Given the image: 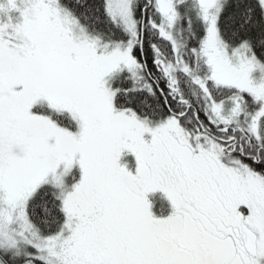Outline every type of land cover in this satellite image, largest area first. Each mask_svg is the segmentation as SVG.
<instances>
[{
    "label": "snow or ice",
    "instance_id": "obj_1",
    "mask_svg": "<svg viewBox=\"0 0 264 264\" xmlns=\"http://www.w3.org/2000/svg\"><path fill=\"white\" fill-rule=\"evenodd\" d=\"M0 264H264V0H0Z\"/></svg>",
    "mask_w": 264,
    "mask_h": 264
}]
</instances>
